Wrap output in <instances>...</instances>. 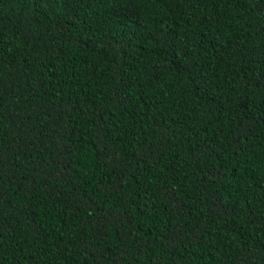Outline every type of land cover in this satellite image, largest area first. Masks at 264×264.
I'll use <instances>...</instances> for the list:
<instances>
[{
    "label": "trees",
    "instance_id": "trees-1",
    "mask_svg": "<svg viewBox=\"0 0 264 264\" xmlns=\"http://www.w3.org/2000/svg\"><path fill=\"white\" fill-rule=\"evenodd\" d=\"M0 264H264V0H0Z\"/></svg>",
    "mask_w": 264,
    "mask_h": 264
}]
</instances>
